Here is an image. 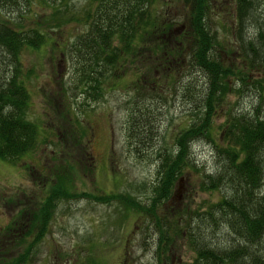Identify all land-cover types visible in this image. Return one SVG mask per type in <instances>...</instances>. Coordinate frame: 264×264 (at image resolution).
<instances>
[{
	"label": "rangeland",
	"instance_id": "1",
	"mask_svg": "<svg viewBox=\"0 0 264 264\" xmlns=\"http://www.w3.org/2000/svg\"><path fill=\"white\" fill-rule=\"evenodd\" d=\"M184 2L155 0L150 9L152 13L167 10L174 30L180 32L187 9ZM208 3L206 17L217 35V53L246 73L258 75L256 70L248 71L234 49L235 0ZM96 5L97 0H19L14 10L0 8V19L6 23L44 33L38 46L26 45L18 52L20 75L29 92L25 116L35 121L37 131L32 150L13 161L0 159V264L29 244L32 248L24 264H176L177 260L182 264L195 253L177 233L173 222L177 212L204 209L221 196L216 188L200 189L202 173L216 164L213 141L201 136L190 146L197 170L184 166L170 195L157 197V153L173 147L179 128L192 119L190 99L182 93L174 97L170 78L153 64L146 67L149 60L166 68L168 60L162 55L171 47L154 53L149 46L154 42H144L138 53L121 58L111 72L104 70L100 93L84 90L91 71H85L84 51L77 44L88 28L85 17ZM257 12L263 16L264 0ZM188 43L185 37L181 46L187 50ZM9 63L8 56L0 55V74L10 73ZM142 65L143 71L137 69ZM149 71L158 74L156 83L163 85V97L157 95L160 111L152 119V129L132 138L127 132L129 99L138 85L145 84L142 77ZM253 92L227 94L226 103L212 115L215 141L228 107L247 108L255 99ZM59 176L68 182V189L52 206L47 196ZM261 188L264 193V181ZM143 204L151 205L149 211L141 208ZM41 212L47 219L42 226L37 218ZM163 222L174 239L165 251L155 243L156 225ZM214 231L222 237L224 226Z\"/></svg>",
	"mask_w": 264,
	"mask_h": 264
},
{
	"label": "trees",
	"instance_id": "2",
	"mask_svg": "<svg viewBox=\"0 0 264 264\" xmlns=\"http://www.w3.org/2000/svg\"><path fill=\"white\" fill-rule=\"evenodd\" d=\"M154 1L97 0L94 10L85 17L88 28L77 44L81 47L79 51H84L85 71H91L90 82L84 90L95 89L98 94L101 86L99 79L106 74L104 70L111 72L110 68H114L117 61L127 54L133 56L138 53V47L144 42H154L149 45L154 47V53L164 52L171 47L162 55L168 60L166 68L161 69L159 62L149 60L146 67L153 64V68L157 67L170 78L174 97L182 93L190 99L192 119L185 127L179 128L173 139V147H162L157 153V197L170 195L173 180L179 177L184 166H196V160L190 157V146L201 136L213 141L216 164L212 171L202 173L200 189L216 188L221 192V196L204 209L177 212L173 220L178 226L177 233L187 239L195 253L191 261L182 264H264V251L261 249L264 245V193L261 191L264 181V14L261 17L257 12L263 0H235L233 33L237 45L234 49L248 71L256 70L258 75L246 73L217 53V35L206 17L208 0H184L187 9L184 23L179 24V27H183L180 32L174 30V20L167 16V10L152 13L150 8ZM18 5L19 0H0V8L14 10ZM185 37L189 42L187 50L181 46ZM43 39L41 30L34 27L17 28L0 19L1 59L8 56L9 65H12L10 73L0 74L2 160L13 161L18 155L34 148L37 126L35 121L25 116L29 92L20 75L18 52L26 45L38 46ZM142 67L138 66L137 69L143 71ZM152 76L149 71L142 77L145 84L138 85L136 93L129 99L131 106L127 132L132 138H138L140 133L152 129L153 120L160 111L157 95L163 97L160 89L163 85L156 83L158 74ZM250 89L254 91L255 99L250 101L247 108L228 107L216 135L218 140L215 141L211 137L212 115L220 105L226 103L229 92L239 95ZM67 183L59 176L56 185H52L51 193L47 196L52 206L56 205L58 195L68 189ZM150 206L143 204L141 208L147 212ZM44 215L41 212L37 217L41 226L42 222L47 221ZM219 225L224 226L222 237H218L214 231ZM169 227L164 222L161 226L156 225L155 243L159 250H170L173 244V237L167 233ZM236 235L240 237L235 238ZM31 248L29 244L9 260H2L1 264H24ZM176 264H180L179 260Z\"/></svg>",
	"mask_w": 264,
	"mask_h": 264
}]
</instances>
